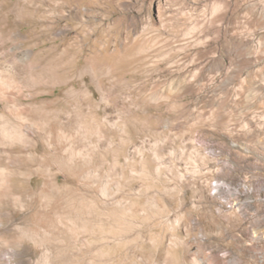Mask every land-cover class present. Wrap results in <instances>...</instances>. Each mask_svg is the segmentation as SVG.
<instances>
[{
	"label": "rangeland",
	"instance_id": "obj_1",
	"mask_svg": "<svg viewBox=\"0 0 264 264\" xmlns=\"http://www.w3.org/2000/svg\"><path fill=\"white\" fill-rule=\"evenodd\" d=\"M0 264H264V0H0Z\"/></svg>",
	"mask_w": 264,
	"mask_h": 264
},
{
	"label": "bare ground",
	"instance_id": "obj_2",
	"mask_svg": "<svg viewBox=\"0 0 264 264\" xmlns=\"http://www.w3.org/2000/svg\"><path fill=\"white\" fill-rule=\"evenodd\" d=\"M10 21H11V20H10ZM63 231H64V230H63ZM63 231H62V232H63ZM66 237H67L68 239H70L69 236L66 235ZM61 247H62L61 255H62V256L67 255V251H66V250H67V244H66V243H62V244H61ZM61 247H60V248H61ZM218 262L223 263L222 260H220V259H218Z\"/></svg>",
	"mask_w": 264,
	"mask_h": 264
}]
</instances>
